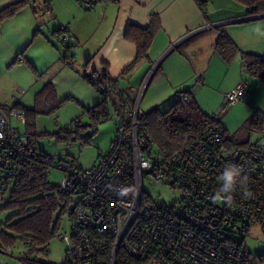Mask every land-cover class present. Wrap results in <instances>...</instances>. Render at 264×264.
<instances>
[{
    "label": "built area",
    "instance_id": "obj_1",
    "mask_svg": "<svg viewBox=\"0 0 264 264\" xmlns=\"http://www.w3.org/2000/svg\"><path fill=\"white\" fill-rule=\"evenodd\" d=\"M77 1L90 9L106 0ZM62 38L72 35L64 31ZM247 94L248 81L242 78L224 94V107L244 101ZM179 98L190 100L186 93ZM142 114L135 105L128 127L116 131L108 151L90 167L46 153L45 171H62L61 187L76 196L60 234L68 244L62 264H115L119 251L129 258L123 264H253L244 239L253 225L264 229V147L226 148L215 127L167 158L153 160L154 144L141 130ZM12 118L26 122L24 111L0 105V200L9 197L37 151L34 132L20 131ZM229 166L239 169V176L226 193L220 177ZM146 181L180 188L181 195L154 203L144 189ZM10 255L11 249L0 245V264H14Z\"/></svg>",
    "mask_w": 264,
    "mask_h": 264
},
{
    "label": "crops",
    "instance_id": "obj_2",
    "mask_svg": "<svg viewBox=\"0 0 264 264\" xmlns=\"http://www.w3.org/2000/svg\"><path fill=\"white\" fill-rule=\"evenodd\" d=\"M16 1L0 0V9ZM49 9L56 21L51 29L48 18H39L31 2L1 23L0 81L3 77L16 80L15 69L27 61L37 67L56 62L47 35L52 30L56 39L67 41L68 53L73 52L74 58L79 55L83 69L90 59L87 70L95 71L96 79L107 71L111 80L106 85L113 89L114 100L142 87L139 107L143 113L164 111L187 93L227 129L225 116L235 112L240 125L255 107L262 108L258 101L264 95V83L246 75L243 56L264 54V16L248 14L247 7L236 0H207L205 9L196 0H107L90 9L77 0H52ZM127 24L155 30L146 55L135 63L137 45L124 35ZM64 31L72 38L63 39ZM220 31L240 49L228 61L215 48ZM21 71L20 77L25 75ZM80 75L76 71V84ZM242 78L248 81L246 99L224 107V94ZM129 101L131 109L134 101ZM7 102L0 94V105L9 106ZM120 107L126 110L128 103L116 109Z\"/></svg>",
    "mask_w": 264,
    "mask_h": 264
},
{
    "label": "trees",
    "instance_id": "obj_3",
    "mask_svg": "<svg viewBox=\"0 0 264 264\" xmlns=\"http://www.w3.org/2000/svg\"><path fill=\"white\" fill-rule=\"evenodd\" d=\"M196 1L202 9H205L207 0ZM236 1L246 6L250 15L264 14V0ZM29 2L30 0H19L1 8L0 25L5 19L14 16ZM37 32L38 30L34 33V36ZM154 33V28L148 27L144 29L133 24H127L124 35L137 45L134 63L146 55ZM215 48L227 61L240 51L235 42L222 31L218 32ZM243 59L246 75L255 77L264 83V54L245 53ZM89 62L90 59L88 58L84 65L85 69L82 77L100 92L102 99L85 110L93 119L92 124L96 125V123L108 118V98L113 89L106 85V81L111 80L106 70H104L103 76L100 75L94 80L96 72L87 70ZM26 64L34 70L33 65L29 61ZM111 99L114 107L117 105L125 107L126 102L121 94L118 96L117 101H114L115 98L113 96ZM9 107L24 110L26 122L24 129H19L25 133L34 132L31 138L34 142L37 136L35 129H33L34 124L32 121V115L37 111L35 107L28 109L19 105L18 102ZM132 110L133 108L125 110L128 118L118 125L117 130L128 127ZM142 117L141 130L150 135L160 154V157L153 156L152 152L153 160L167 158L180 148L200 140L215 127L220 129L222 143L226 148L250 144L249 135L254 131L264 130V113L259 109L253 110L238 131L231 134L228 133L227 129L220 124V121L214 115L205 113L194 99L190 98L188 102H184L180 100L179 96L168 109L164 111L153 109L149 113H143ZM60 132L62 134L58 136L62 139H73L82 136L78 134L79 131H76V136H73L74 131L69 129H62ZM48 162L46 152L37 149L16 178L8 197L9 200L4 206L17 210V212L14 215L15 220L8 224L12 234L0 231V245L4 248H10L9 246L14 241L19 240L26 253L22 259V264H52L46 259L36 256L30 259L27 254L33 252L47 254V244L58 232L62 215L65 214L70 204L71 193L63 189L61 185H53L48 182L49 173L45 171ZM39 164L43 166L38 168ZM124 262H129V258L127 259L123 251H119L115 264H123Z\"/></svg>",
    "mask_w": 264,
    "mask_h": 264
},
{
    "label": "rangeland",
    "instance_id": "obj_4",
    "mask_svg": "<svg viewBox=\"0 0 264 264\" xmlns=\"http://www.w3.org/2000/svg\"><path fill=\"white\" fill-rule=\"evenodd\" d=\"M30 2L37 9L39 18H48L47 25L51 29V25L56 23L55 17L49 9L50 4L52 6V0H30ZM47 35L50 43L54 46L53 54L57 56L56 62L48 65L42 64L38 67L32 63L34 70L27 64L23 67H17L14 73L16 80H10L7 77L1 78L0 94L8 101L7 105L9 106L18 102L22 107L28 109L35 107L37 110L32 115L33 129L37 133L34 141L36 149L71 160L76 166L90 167L96 161L99 153L108 151L118 125L128 117L123 107L120 109L114 107L110 95L108 98V118L96 123V125L92 124L93 119L85 109L101 101L100 92L83 79L84 69L82 65L78 64L79 55L76 54V58H74L73 52H67L68 48H65L67 41L56 39L55 32L52 30L48 31ZM33 46L30 44V48ZM30 48H24V50L27 49V52H30ZM20 56L22 55L20 54ZM68 63H71L72 66H69ZM22 69L25 70V75L20 77L19 74L22 73ZM76 71L81 74L80 77L82 78L78 79L79 84H76ZM141 92L142 87L138 89V92L127 91L128 94L123 96L124 101L128 103V109L130 108L128 99H132L134 101L133 107L138 105L139 111H141L139 107ZM258 103L259 107L262 108L255 107L254 110L259 109L264 113V95L260 97ZM235 119V112L225 116L224 125L227 126V129L229 128L228 133H236L242 126V124L237 125ZM11 122L13 125H18L20 129H24V125L14 118L11 119ZM62 129L73 130V136H76V131H79L78 134L82 136L62 139L58 136L62 134L60 132ZM248 139L251 143L264 146V130L252 132ZM152 152L153 156L160 157L155 145ZM47 178L50 184L62 185L64 173L54 169ZM144 189L154 203H170L172 199H178L181 195L180 188L163 182L146 181ZM71 198L75 200L76 196L73 195ZM8 200V197L5 200H0V231L11 235L12 232L9 230L8 224L15 220L14 215L17 210L4 207ZM65 217L63 214L58 232L47 244V254L29 253L27 256L30 259L36 256L44 258L52 264H62L65 261L68 244L66 240L60 237V234L66 230ZM244 242L251 263L264 264V229L253 225L245 235ZM9 247L11 255L7 259L14 264H22V259L26 253L21 242L16 240Z\"/></svg>",
    "mask_w": 264,
    "mask_h": 264
},
{
    "label": "clouds",
    "instance_id": "obj_5",
    "mask_svg": "<svg viewBox=\"0 0 264 264\" xmlns=\"http://www.w3.org/2000/svg\"><path fill=\"white\" fill-rule=\"evenodd\" d=\"M239 176V169L234 166H229L225 169L220 179L223 181V192H230L236 183V178ZM214 199H220L219 196ZM228 200H231V197H228Z\"/></svg>",
    "mask_w": 264,
    "mask_h": 264
},
{
    "label": "water",
    "instance_id": "obj_6",
    "mask_svg": "<svg viewBox=\"0 0 264 264\" xmlns=\"http://www.w3.org/2000/svg\"><path fill=\"white\" fill-rule=\"evenodd\" d=\"M258 16H264V14H259V15H256V17H258Z\"/></svg>",
    "mask_w": 264,
    "mask_h": 264
}]
</instances>
